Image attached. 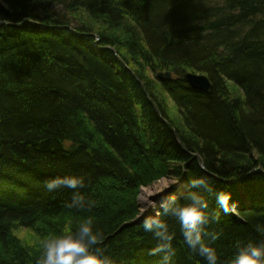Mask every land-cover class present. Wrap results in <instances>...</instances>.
I'll list each match as a JSON object with an SVG mask.
<instances>
[{
	"label": "trees",
	"instance_id": "obj_1",
	"mask_svg": "<svg viewBox=\"0 0 264 264\" xmlns=\"http://www.w3.org/2000/svg\"><path fill=\"white\" fill-rule=\"evenodd\" d=\"M28 19L82 35L0 27V264H35L44 238L86 215L115 264H161L156 240L132 223L140 189L166 178L184 179L181 199L200 176L231 193L229 211L209 204L221 264L264 240V175L230 182L264 170V0H0V22ZM188 72L209 77L212 92L193 89ZM72 174L85 177L91 208L67 206L73 189L47 191ZM164 218L171 264H206Z\"/></svg>",
	"mask_w": 264,
	"mask_h": 264
},
{
	"label": "clouds",
	"instance_id": "obj_2",
	"mask_svg": "<svg viewBox=\"0 0 264 264\" xmlns=\"http://www.w3.org/2000/svg\"><path fill=\"white\" fill-rule=\"evenodd\" d=\"M189 182L192 188L182 199L176 193L169 192L166 197L154 201L150 199L153 194L148 193L144 210L151 206L156 211L144 217L142 228L144 232L151 233L157 242L153 253H163L161 264H171L175 255V232L170 230L164 218L167 216L176 218L183 240L192 252L202 257L206 264H221L217 248L209 242V237L215 240L217 234L210 233L207 226L219 219L218 214L213 215L209 211L210 197H214L224 211H229L235 203H230L231 193L214 190L207 176L193 177ZM85 183L84 176L72 174L49 179L45 187L48 192H55L62 187L75 190L67 206L85 209L91 208L93 204L80 191ZM257 231L264 232V226L258 225ZM104 240V233L96 226V218L86 215L75 224L65 225L61 232L44 238L41 254L35 264H115L114 258L103 247ZM228 264H264V240L241 243Z\"/></svg>",
	"mask_w": 264,
	"mask_h": 264
},
{
	"label": "water",
	"instance_id": "obj_3",
	"mask_svg": "<svg viewBox=\"0 0 264 264\" xmlns=\"http://www.w3.org/2000/svg\"><path fill=\"white\" fill-rule=\"evenodd\" d=\"M33 24V25H36L37 27L39 28H50V29H59V30H65V29H68V30H71L74 34H80L78 31H76L75 29H73L72 27L70 26H45L43 25L42 23H38L32 19H28V20H25L23 23H18V24H12V23H9V22H0V27H6V25H10L12 27H22L24 26L25 24ZM82 35V34H80ZM96 38H98L97 36H95ZM100 41V40H99ZM103 49H106V50H111V51H114V49H111V48H108V47H104ZM132 72V71H131ZM171 74L170 73H167V74H164V73H161L159 75V78H171ZM185 79L187 81V83H189V85L195 89V90H200L206 94H210L212 92V89H213V85H212V82H210V79L209 77H207L206 75L204 74H200V73H192V72H188L185 74ZM143 85V84H142ZM144 87V91H145V94L146 96H148L150 102H152L153 104V107L156 109L157 113L159 114L160 118L161 119H164V121L170 126V128L172 129V131L174 132L175 134V137L177 138V141L180 143V145L182 146V148L188 153V150H187V147L185 145V143L182 141V138L178 132V130L174 129L172 127V125L169 123V121L167 119L164 118V116L162 115V112L160 110V108H158L157 104L154 102L152 96H150L149 92H148V89L145 85H143ZM194 159H197L199 161V165H203V169L206 170V167H205V164L203 162V159L198 155V154H195V153H190ZM262 173L264 175V170L262 168H259V169H255L251 172H249L247 174V176H244V177H241L239 179H237L236 181H230V182H237V181H242V180H245L247 179L249 176H251L252 174H255V173ZM209 175L211 176H214V177H217L218 176H215L214 174H211L208 172ZM182 183H184V179L180 180ZM175 189V188H173ZM174 191V190H173ZM172 191V192H173ZM145 217V216H144ZM144 217H140L138 220L134 221V223L132 224H136V223H140L143 221Z\"/></svg>",
	"mask_w": 264,
	"mask_h": 264
},
{
	"label": "rangeland",
	"instance_id": "obj_4",
	"mask_svg": "<svg viewBox=\"0 0 264 264\" xmlns=\"http://www.w3.org/2000/svg\"><path fill=\"white\" fill-rule=\"evenodd\" d=\"M74 22H75V25L79 24V20H76ZM97 40H98V43H99V38H97ZM152 77L154 78V76H152ZM235 93L238 94L237 90H235ZM174 180L175 179H173V178L162 179V180L154 182V184H152L150 186L142 187L140 189L141 193L139 195L138 202L140 203V206H141V214H142L141 217L149 215V213H150L149 211L155 209L154 207L148 206L146 208V210H144V207H145V204H146L145 197L148 196V193H152L153 194L150 197L151 200L159 201L160 199L166 197L167 194L169 192H172L173 190H174L173 192L176 193L177 195H178V193L187 191V189L185 187V183H182L180 180H175L176 182L173 183ZM180 183H181V187L178 188L180 186ZM173 188H175V189H173ZM176 188H178V189H176ZM161 190H163V191H161ZM155 197H157V198H155ZM155 211H156V209H155ZM147 212H149V213L146 214ZM19 235L23 239V241H27V240L32 238L30 232H28V231L27 232L26 231H22V232L19 233Z\"/></svg>",
	"mask_w": 264,
	"mask_h": 264
},
{
	"label": "bare ground",
	"instance_id": "obj_5",
	"mask_svg": "<svg viewBox=\"0 0 264 264\" xmlns=\"http://www.w3.org/2000/svg\"><path fill=\"white\" fill-rule=\"evenodd\" d=\"M181 187V183H180V186L178 187V188H180ZM178 188H176V189H178ZM183 189V188H182ZM180 191V190H179ZM178 191V192H179ZM184 192H181V193H178V196L179 195H181V194H183ZM157 195V194H156ZM160 195V194H159ZM155 198H157V197H155ZM150 212V213H149ZM149 212H147L146 214H148L149 213V215H151V214H155V209L154 210H151V211H149Z\"/></svg>",
	"mask_w": 264,
	"mask_h": 264
}]
</instances>
